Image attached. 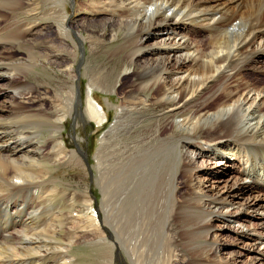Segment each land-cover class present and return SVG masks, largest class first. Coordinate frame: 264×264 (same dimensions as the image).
I'll return each instance as SVG.
<instances>
[{"label": "bare ground", "instance_id": "obj_1", "mask_svg": "<svg viewBox=\"0 0 264 264\" xmlns=\"http://www.w3.org/2000/svg\"><path fill=\"white\" fill-rule=\"evenodd\" d=\"M3 1L0 11L22 5V0ZM48 1L55 5L49 15L59 46L73 48V61L65 68L73 85L60 92L57 108L33 112L18 99L24 96L17 88L28 86L18 74L45 69L51 59L60 60L59 54L50 51L43 61L0 59V98L11 107L0 102V264H81L72 251L80 243L93 252L101 248L105 257L100 264H114L115 253L124 264H196L200 259L209 264H242L241 252H225L228 246L213 239L224 226L251 216L258 220L251 223L254 231H240L253 244L264 243V0H82L85 10L108 15L104 26L111 30L109 41L121 32V40L109 50L126 60L117 80L128 76L130 87L140 94L120 106L101 138L96 155L99 205L93 195L85 193L81 203L75 193L47 185L45 165L75 153L69 156L56 135L70 112L77 113V47L85 41L80 33L84 23L67 16V0ZM192 28L211 33V38H193ZM65 59L67 55L61 62ZM248 69L254 72L252 80ZM97 83L109 90L103 78ZM117 83L111 84V91L116 92ZM151 103L162 109L149 112ZM83 112L96 125L107 120L90 91ZM124 116L142 123L136 147L128 146L127 139H117ZM111 136L116 140L108 149ZM159 151L165 154L150 165L156 172L149 194L144 177L128 188L134 166ZM224 162L227 171L219 168ZM180 177L188 179L191 190L184 201L193 210L188 216L175 209ZM64 195L69 197L66 206L56 200ZM157 206L167 210L163 223ZM65 207L67 213L62 211ZM99 210L109 224L108 236L97 234ZM172 219L199 220L207 229L205 240L198 242V260L187 262L177 256L169 234ZM213 222L220 224L214 228ZM66 223L72 226L66 228ZM206 238H212L209 245ZM220 249L223 254L218 258ZM260 256L264 258V250L252 264L263 263Z\"/></svg>", "mask_w": 264, "mask_h": 264}, {"label": "rangeland", "instance_id": "obj_2", "mask_svg": "<svg viewBox=\"0 0 264 264\" xmlns=\"http://www.w3.org/2000/svg\"><path fill=\"white\" fill-rule=\"evenodd\" d=\"M81 2L82 0H67L64 4L67 9V16H69L70 19H76L79 22L82 21V24L84 23V28L80 31V33L82 34V37L85 38V41L82 45L77 47L78 54L76 64L78 67L75 72L76 78L74 80V85H77L79 89L80 99L78 98L75 103L77 113L74 111L70 112L64 120L63 128L59 131V134L56 135L57 142L60 138L64 141V150L69 152V156H72V151L76 154L74 153L70 159L67 158V160L65 159L59 163L56 162L53 164H46L44 170L48 173L46 176L48 179L47 185L51 184V186H56L58 190L66 189L71 193H75L81 203H84L85 193L93 195L94 200L97 201V204L99 205L101 190L96 179V175H98L96 170V163H98L96 161V155L101 149V138L106 135L107 130L110 128L112 123H114L116 116L119 115L120 106L125 107L128 99L138 98L140 94H137V91L130 87L131 80L128 76H120L117 80V77H119L120 73H122L125 69L126 60L123 55H111L109 50L121 40V32L118 33L114 41H109L108 39L110 38L111 30L104 26V24L109 20L108 15H98L94 11L91 12V10H85L84 7H82ZM21 3L22 5L18 6L19 8L17 6H13L12 8L7 7L0 11V59L3 61H18L21 59H26L27 61H43L44 59L49 58L47 54L50 53V51L55 54H59L60 60L51 59L53 60L51 63H45V69H26L22 70L23 74L22 72L18 74L24 84L25 82L28 83L26 89L23 87L17 88V92L20 91L19 94L24 96L18 99L25 101L26 105L33 112L39 110L51 112L55 107H58L60 92L62 90L68 91L71 85H73L70 75L65 71V68L73 61V48L70 44L66 47H60L57 42L54 18L49 15V12L55 9V5H53L52 2L48 0H22ZM1 4H4L3 0H0V5ZM191 31L193 38H202L204 41H208L211 38V33L207 31H200L197 28H192ZM88 35L90 38H87ZM25 46H29L32 50L29 52ZM64 51H68V53ZM63 55H67V59L61 62L63 60ZM104 71L109 74L104 73ZM246 73H248L247 76L249 79H254L255 75L252 69H248ZM67 75L69 77H67ZM99 78H103L104 81L107 82L109 90H103L102 87L98 86L97 82ZM115 82H118L116 92L110 90L111 84ZM88 91L92 93L93 99L104 108L107 120H105V122L101 125H96L93 121L86 119L83 114ZM2 99L3 98H0L1 104H4L11 110L9 104ZM161 107L162 106L158 103H151L149 112L155 114L162 109ZM56 115L57 113L53 114V117ZM15 121H17V117H15L14 122ZM141 126L142 123H138V120L136 121L135 118L132 120L131 118H128V116H124L123 119H121V125L118 128L119 131L116 132L118 135L117 139L121 140V142L123 139H127L126 142L128 146L130 145V147H136L135 145H137V142L141 137V134L139 133ZM45 134L46 132H44V135L41 136L40 141H42L46 136ZM109 140L112 142L108 149H111L113 140L116 139H114V136L113 138L111 136ZM118 145L123 146V144ZM104 148L106 147H103V149ZM82 153H84L91 168V176ZM136 153L137 152L135 151V154ZM142 154L147 156L149 155L145 152ZM160 154L161 157H163L165 153L162 151L155 152L153 155L148 156V159L142 160V163L139 162V165L137 164L134 166V172H132L135 177H133L131 182L128 184V188H131L135 184L136 178L144 177V182L146 181V193L149 194L148 189L151 188L155 180L154 175L156 172V170L152 169L150 165L155 163L157 158H160ZM138 155H140V153ZM104 157L107 158L106 155ZM219 166V168L225 171H227L229 167L225 164V162ZM196 167V165L193 166L194 169H196ZM187 184H189L187 178H179L177 184L178 199L176 200L175 209H177V214L180 213L183 216L185 214L188 216L193 213L191 206L186 207L188 203L186 204L184 202L185 199L189 197L188 195L191 194V190ZM124 186L125 183L122 184V189ZM247 195L251 196L252 194L246 193L245 196ZM56 200L62 202L63 206H66L69 202V197L66 195L58 196V199ZM95 208H97L96 205ZM62 211L67 213L69 209L65 207ZM98 212L100 230L98 229L99 231H97V234L108 236L109 224L107 225L105 223L106 219L102 211L99 210ZM157 212L161 221L160 223H163L166 219L167 210L157 206ZM168 222L169 234L172 237V241L175 243L173 246L176 249L175 252L177 256L183 257L187 260V262L194 258L197 259L200 249L197 247L198 242L205 240V232L207 230L205 226L200 223L199 220L193 219H189L187 221H174L172 219L171 222ZM257 222V218L251 216H243L242 218L241 216V219L239 218L237 222L230 223L231 227L224 226L218 230V236L213 239V241L215 240L218 244L224 243V246H228L227 249L224 250L225 252H241L243 255L241 259L243 260L242 264H252L254 257H258L259 253L264 250V243L257 241L253 244L254 242L243 236L242 231L240 230L243 228L245 232L252 233L254 230L251 223ZM218 224L220 223L213 222L210 226L215 228ZM65 226L68 228L72 225L70 223H66ZM257 230L262 231L260 228H257ZM64 236L67 237V234H64ZM153 238L151 242H153ZM155 238L157 239L155 242L159 243V237L157 236ZM208 239L206 238L207 245H209L212 241V238ZM150 248L154 249L152 244ZM72 251L81 264H100V260L105 257V253L101 251V248H99L97 252H93L91 248L88 246L86 247L82 243L74 245L72 247ZM122 253V257L124 258L125 253L123 251ZM222 254L223 250H218V258ZM202 257L203 253L201 252V254H199V258ZM260 257L263 258V256ZM113 258H115L114 264H124L123 260L119 259L118 255L116 257V253ZM206 260L207 259H200V261L198 260V263L196 264H209ZM201 261L202 263H200ZM262 261L263 263L261 264H264V258Z\"/></svg>", "mask_w": 264, "mask_h": 264}, {"label": "water", "instance_id": "obj_3", "mask_svg": "<svg viewBox=\"0 0 264 264\" xmlns=\"http://www.w3.org/2000/svg\"><path fill=\"white\" fill-rule=\"evenodd\" d=\"M81 62V61H80ZM79 99H80V96H79ZM83 155H84V153H82ZM84 159H85V162H86V165H87V168L89 169V171L91 170V168H90V166H89V164H88V162H87V160H86V158H85V155H84ZM92 174H91V171H90V176H91ZM91 180H92V177H91Z\"/></svg>", "mask_w": 264, "mask_h": 264}]
</instances>
